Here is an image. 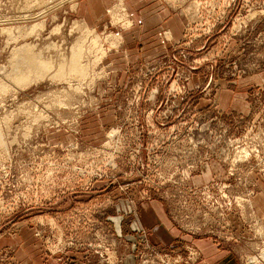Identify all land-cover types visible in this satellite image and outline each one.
<instances>
[{
    "label": "rangeland",
    "instance_id": "374dc122",
    "mask_svg": "<svg viewBox=\"0 0 264 264\" xmlns=\"http://www.w3.org/2000/svg\"><path fill=\"white\" fill-rule=\"evenodd\" d=\"M131 1L0 0V264H264V0ZM27 44L90 69L21 87Z\"/></svg>",
    "mask_w": 264,
    "mask_h": 264
},
{
    "label": "bare ground",
    "instance_id": "6f19581e",
    "mask_svg": "<svg viewBox=\"0 0 264 264\" xmlns=\"http://www.w3.org/2000/svg\"><path fill=\"white\" fill-rule=\"evenodd\" d=\"M43 2H45V1H43ZM43 14H45V13H43ZM38 17H40V16H38ZM118 17H119V15L117 16V19L116 20H118ZM25 19L31 20L32 18L30 16H26L24 18V20ZM44 27H45L44 26V22H41L39 24H36L32 28H29L30 29L29 32L30 33L31 32H34L37 28H39L38 30L42 31V30H44ZM24 31L22 32V29L21 28H17V31H15V32L14 31H9V34H11V36L14 38V40H18L20 37H23V36L26 37V36H29L30 35V33H28V32H26V34H25ZM35 32H39V31H35ZM107 39H108V37H107ZM80 49L81 48L77 49L78 51L77 50L76 51L74 50L75 54L71 58V61L70 62H63V61H61V63L60 62H57V63H59L57 65L58 68H57L56 65L53 68V63H52L53 61H50V60H47V59L43 58L42 57L43 55H41L40 53H36L35 52V46L28 45V44L27 45H24V46L20 47V49H18V50L16 49L15 52H14L13 62H12L13 63L12 64L13 68H12V71L10 73L8 72L9 73V77L13 80V82L17 83L21 87H25V86L31 84L32 82L36 83L37 80H39V79H41L43 77V74L49 75L48 73L50 72V69L51 70L52 69L54 70L53 73L50 72V73H52L51 75L54 78H56V77H59V78H63V77L64 78H69L68 76H72V75H75V76H84V75H86L88 73V68L89 67L87 68L86 65H84V64L81 63V59H80V57H81V51H80ZM4 77H2V78H4ZM46 78H48V76ZM4 79H6V78H4ZM5 88H3V89H5ZM262 234H264V233H262Z\"/></svg>",
    "mask_w": 264,
    "mask_h": 264
},
{
    "label": "crops",
    "instance_id": "0c3cea01",
    "mask_svg": "<svg viewBox=\"0 0 264 264\" xmlns=\"http://www.w3.org/2000/svg\"><path fill=\"white\" fill-rule=\"evenodd\" d=\"M137 1L139 2V0ZM131 2L133 3V0ZM175 34L178 36L180 32L178 31ZM143 211V216H141L140 220L145 228L153 230L152 241L154 243L170 244L178 237L179 232L168 223L160 208L146 204L143 207ZM212 244L211 241L206 240L196 242V247L205 254L200 264H219L231 254L229 250H217Z\"/></svg>",
    "mask_w": 264,
    "mask_h": 264
}]
</instances>
